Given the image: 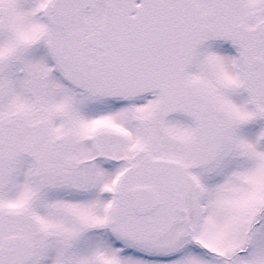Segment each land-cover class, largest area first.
Instances as JSON below:
<instances>
[{
  "label": "snow or ice",
  "instance_id": "1",
  "mask_svg": "<svg viewBox=\"0 0 264 264\" xmlns=\"http://www.w3.org/2000/svg\"><path fill=\"white\" fill-rule=\"evenodd\" d=\"M0 264H264V0H0Z\"/></svg>",
  "mask_w": 264,
  "mask_h": 264
}]
</instances>
